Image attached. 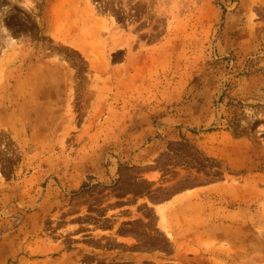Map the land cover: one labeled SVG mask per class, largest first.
Masks as SVG:
<instances>
[{
	"label": "rangeland",
	"instance_id": "1",
	"mask_svg": "<svg viewBox=\"0 0 264 264\" xmlns=\"http://www.w3.org/2000/svg\"><path fill=\"white\" fill-rule=\"evenodd\" d=\"M0 264H264V0H0Z\"/></svg>",
	"mask_w": 264,
	"mask_h": 264
}]
</instances>
